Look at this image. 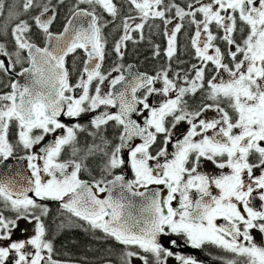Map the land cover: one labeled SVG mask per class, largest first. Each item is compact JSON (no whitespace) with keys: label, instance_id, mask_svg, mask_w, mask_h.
<instances>
[{"label":"snow or ice","instance_id":"obj_1","mask_svg":"<svg viewBox=\"0 0 264 264\" xmlns=\"http://www.w3.org/2000/svg\"><path fill=\"white\" fill-rule=\"evenodd\" d=\"M0 20V165L30 173L0 175V264H203L174 251L181 240L222 250V264H264V0H0ZM156 20L167 64L125 68L127 42ZM174 60L188 67L173 72ZM46 201L66 215L59 229L119 246L115 262L61 257Z\"/></svg>","mask_w":264,"mask_h":264},{"label":"flooded vegetation","instance_id":"obj_2","mask_svg":"<svg viewBox=\"0 0 264 264\" xmlns=\"http://www.w3.org/2000/svg\"><path fill=\"white\" fill-rule=\"evenodd\" d=\"M9 2H11V0H9ZM65 10L61 11L60 17L58 18V20L55 22L53 30H62V25L65 22ZM3 21L0 20V25H2ZM149 24L151 25V27L146 26L144 29V39L143 40H139V33H135L134 34V38L138 41L137 43H133L132 41L127 42V47L125 49V56L123 58L122 61H119L121 63H123V65L125 66V68H127V66L129 64H133L136 68V70L138 72H146L148 74H155L156 71L159 70V68L162 65H166L167 64V59L166 57L163 55V48L166 46V42L163 38V26L161 21L156 20V21H149ZM157 25H159L160 27H157ZM114 24H110L105 30V36L108 40V44H107V52L108 55L106 56V60L104 63V69L105 71H108L112 66H114V63L118 61V58L115 56V54L112 52V47L114 44L113 41V34H114ZM186 31H188V29H186ZM179 40H180V46H181V52L178 55V59L181 61H189L190 55L187 54L184 49L187 47L188 48V52H190V47L188 46V41L185 37L184 32H181L179 34ZM143 44V45H141ZM159 44L161 46V55L159 57H154L153 56V48L154 45ZM137 51L140 52L139 55L134 56L133 55V51ZM150 53H152V55H150ZM79 56H83V53L80 52L78 53ZM131 57H135L137 62H134L133 60H131ZM73 57H69L68 58V66L70 68V70L73 68ZM191 62H195L194 60H192ZM76 67H82V63L80 60H77L76 62ZM187 68L188 64H183V65H178L177 61H173L172 62V69L173 72H175L177 70V68ZM18 70V69H17ZM77 73L73 74V82L75 81ZM117 75V73H113V76ZM157 87H160V84H157ZM0 90L2 89V86H0ZM104 90L107 91V85L104 86ZM201 95L202 94H198L195 97L194 102L195 103H199L200 99H201ZM192 102V101H190ZM209 116L212 115V113H208ZM88 116H84L80 122L81 123H87L88 120ZM62 119L66 122V123H71L72 121H70L68 118L62 117ZM183 130V129H181ZM53 137L48 136L46 137L45 141L43 143H47L48 141H50ZM81 141L83 142V137H81ZM136 142H139L138 140ZM17 155H23V151L21 150L20 152L17 153ZM64 158H68L70 156V149L66 150L63 153ZM8 163L12 164V168H6L5 166L0 165V175H3L5 173H7L8 175H14L15 172L17 170H19L22 174L24 175H28L30 174L29 171L27 170V166H26V161H20L17 162L14 159H11L8 161ZM208 169L212 170V165H208ZM125 174H126V178L131 179L132 178V174L131 171L129 169H125ZM93 175L96 176V178H99V170L97 169L95 172H93ZM82 179H90L91 177L88 175V173H83L81 176ZM111 178V177H109ZM150 188H155V187H162V186H155V185H150ZM143 190V189H141ZM101 197L107 195V193H101L99 194ZM193 196L195 197V193H193ZM45 203H47L51 209V214L46 218V223L49 225V229H50V235L52 236V238H54V242L57 248L58 253L60 254L61 257L64 256L65 253L68 254L69 257L72 258H80L83 257L85 255H87V257L90 260H94L95 258L101 256V255H111L113 261L115 262L116 259V255L115 253L118 252V246L115 245L113 242H108L107 244H93L96 247L95 248H101V246L103 245V249L106 248V246H109L110 249H114V251L108 253V252H97L95 251V248L93 247V245H89L88 241L90 240V237L84 232L83 229L81 228H65V229H59L57 226L61 223L62 220H66V215L62 216L60 215V213L57 211V209L59 208L58 203L56 202H51V201H46ZM174 202V206H175ZM223 222V221H220ZM21 227H24V222H21ZM30 228V226H29ZM30 234V233H29ZM26 234L21 233L19 230H16L15 234H14V239L15 238H24ZM71 235H76L78 237H82L85 241V247L84 249H80V247L78 246V244H76V242L74 241L73 244H66V238L68 239L69 236ZM173 239H175V237H172ZM256 238L257 241H260V236L259 234H256ZM180 247L174 249V251H179L181 252V254L183 255H194L196 256L199 260H201L203 262V264H222V260L219 259V257L225 256L227 254H225L222 250L216 248L215 246H206L203 249H193L191 248V246H187L184 245L183 241L181 240L180 242ZM89 248H91L92 250H89ZM136 264H139V262H136ZM168 264H177V262L173 259L170 258L168 261Z\"/></svg>","mask_w":264,"mask_h":264},{"label":"trees","instance_id":"obj_3","mask_svg":"<svg viewBox=\"0 0 264 264\" xmlns=\"http://www.w3.org/2000/svg\"><path fill=\"white\" fill-rule=\"evenodd\" d=\"M119 23H120L119 20H117V21H115V23H113L114 24V28H113L114 29L113 30L114 31L113 41L115 39H117L118 36H119V34H120V32L116 30V25L119 24ZM141 45H143V44H141ZM139 53L140 52H137L136 50L133 51V55L136 56V57H137V55H139ZM150 55H152V53H150ZM131 60H133L134 62H137L135 57H131ZM74 241L76 242V244H78V246L80 247V249H84V247H85V241H84V239L82 237H78L76 235H71V236L68 237V239L66 238L65 243L66 244H69V243L70 244H73ZM93 247L95 248L96 246L93 245ZM101 249H103V245L101 246ZM104 249H110V247L109 246H106V248H104ZM118 251H119V246H118ZM103 252L104 251H101V253H103Z\"/></svg>","mask_w":264,"mask_h":264},{"label":"water","instance_id":"obj_4","mask_svg":"<svg viewBox=\"0 0 264 264\" xmlns=\"http://www.w3.org/2000/svg\"><path fill=\"white\" fill-rule=\"evenodd\" d=\"M129 65H132L133 67H132V69H131V71H137L136 70V68H135V66L133 65V64H129ZM128 67V66H127ZM159 99H161V97H159V96H155V97H153V100L154 101H156V100H159ZM144 190V189H143ZM143 190H141V191H143ZM137 199V202H139V198H136Z\"/></svg>","mask_w":264,"mask_h":264},{"label":"rangeland","instance_id":"obj_5","mask_svg":"<svg viewBox=\"0 0 264 264\" xmlns=\"http://www.w3.org/2000/svg\"><path fill=\"white\" fill-rule=\"evenodd\" d=\"M156 86H158V85H156Z\"/></svg>","mask_w":264,"mask_h":264}]
</instances>
